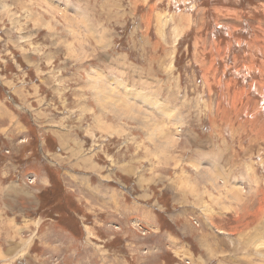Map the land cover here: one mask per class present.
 <instances>
[{
    "label": "rangeland",
    "instance_id": "1",
    "mask_svg": "<svg viewBox=\"0 0 264 264\" xmlns=\"http://www.w3.org/2000/svg\"><path fill=\"white\" fill-rule=\"evenodd\" d=\"M0 264H264V0H0Z\"/></svg>",
    "mask_w": 264,
    "mask_h": 264
},
{
    "label": "bare ground",
    "instance_id": "2",
    "mask_svg": "<svg viewBox=\"0 0 264 264\" xmlns=\"http://www.w3.org/2000/svg\"><path fill=\"white\" fill-rule=\"evenodd\" d=\"M158 146V145H157Z\"/></svg>",
    "mask_w": 264,
    "mask_h": 264
},
{
    "label": "crops",
    "instance_id": "3",
    "mask_svg": "<svg viewBox=\"0 0 264 264\" xmlns=\"http://www.w3.org/2000/svg\"><path fill=\"white\" fill-rule=\"evenodd\" d=\"M214 176V175H213Z\"/></svg>",
    "mask_w": 264,
    "mask_h": 264
}]
</instances>
